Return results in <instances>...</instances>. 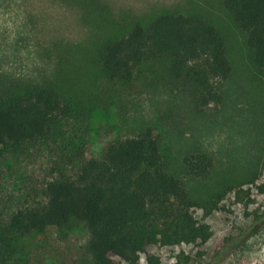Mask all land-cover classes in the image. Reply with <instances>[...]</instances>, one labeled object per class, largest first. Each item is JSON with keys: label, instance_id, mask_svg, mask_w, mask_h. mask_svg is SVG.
<instances>
[{"label": "rangeland", "instance_id": "1", "mask_svg": "<svg viewBox=\"0 0 264 264\" xmlns=\"http://www.w3.org/2000/svg\"><path fill=\"white\" fill-rule=\"evenodd\" d=\"M162 13L200 15L223 36L231 74L216 81L220 104L197 111L191 86L173 77L164 54L137 66L128 82L102 71V45ZM246 40L223 0H0V95L48 87L70 106L46 139L2 150L0 222L42 200L49 181L74 177L110 142L150 128L168 171L193 194L235 190L224 192L219 209L194 210L210 227L207 242L151 246L138 264L148 256L160 264H264V74ZM197 153L213 160L206 181L185 174V157ZM89 238L81 223L48 229L20 239L12 264H92Z\"/></svg>", "mask_w": 264, "mask_h": 264}, {"label": "trees", "instance_id": "2", "mask_svg": "<svg viewBox=\"0 0 264 264\" xmlns=\"http://www.w3.org/2000/svg\"><path fill=\"white\" fill-rule=\"evenodd\" d=\"M223 2L245 32L253 63L264 74V0ZM161 54L170 57L173 77L191 86L197 111L222 102L216 81L231 74L226 43L217 28L197 14L162 13L146 25L137 23L102 45L98 62L109 79L128 82L137 66ZM69 116L66 98L54 88L27 86L0 95V155L5 148L46 139ZM184 165L187 177L200 181L209 179L214 168L205 153L185 157ZM258 189L264 193V185ZM234 190L229 186L224 192ZM224 192L189 191L168 171L160 142L147 128L110 142L99 155L82 162L74 177L49 181L42 200L0 222V264H12L20 239L75 223L88 229L92 264H116V258L138 264L151 246L207 242L210 227L196 219L194 210L219 209ZM243 193L236 190L238 198ZM148 263L160 261L148 256Z\"/></svg>", "mask_w": 264, "mask_h": 264}]
</instances>
